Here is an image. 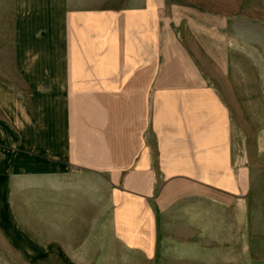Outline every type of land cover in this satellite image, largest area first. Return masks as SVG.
<instances>
[{"label":"crops","instance_id":"crops-1","mask_svg":"<svg viewBox=\"0 0 264 264\" xmlns=\"http://www.w3.org/2000/svg\"><path fill=\"white\" fill-rule=\"evenodd\" d=\"M147 7L0 0V214L8 177L48 179L54 200L44 222L1 221L8 263L126 262L174 229L176 176L240 189L225 106L164 76Z\"/></svg>","mask_w":264,"mask_h":264},{"label":"rangeland","instance_id":"rangeland-1","mask_svg":"<svg viewBox=\"0 0 264 264\" xmlns=\"http://www.w3.org/2000/svg\"><path fill=\"white\" fill-rule=\"evenodd\" d=\"M147 1L148 28L157 32L154 61L164 76L175 69V85H206L225 106L231 156L243 161L241 185L232 193L176 176L165 189L175 192L165 216L174 229L116 264H264V0ZM7 179L0 224L44 222L54 201L50 180ZM77 201L82 206H69L71 213L91 210L84 199L66 200ZM2 241L0 235V264H12Z\"/></svg>","mask_w":264,"mask_h":264}]
</instances>
